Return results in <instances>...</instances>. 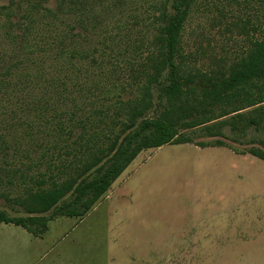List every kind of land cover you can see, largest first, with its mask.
Wrapping results in <instances>:
<instances>
[{
  "label": "rangeland",
  "instance_id": "1",
  "mask_svg": "<svg viewBox=\"0 0 264 264\" xmlns=\"http://www.w3.org/2000/svg\"><path fill=\"white\" fill-rule=\"evenodd\" d=\"M16 1L21 8L14 5L12 21H23L21 15L28 2ZM155 1L89 0L88 7L95 5L100 19L95 22L96 30L88 26L89 43L84 45L91 51L97 49L98 60H109L118 66L117 87L131 88L134 78L127 72L128 62L138 67L147 54L135 55L134 49L155 32L150 20ZM43 3L54 7L56 0ZM9 4L10 0H0V5ZM6 18L0 15V46L7 45L9 52L15 53L6 37ZM76 18L77 13L71 17L72 23ZM263 28L264 0H195L183 33L188 62L193 69L207 73L228 67L245 55L251 39L261 38ZM79 31L80 28L74 30ZM112 64L108 63L107 69ZM94 71L97 74L96 68ZM69 75L71 90L74 81L97 78L76 70ZM154 91L158 93L157 88ZM133 96L127 92L122 98ZM87 103L82 112L71 103L58 108L76 112L61 120L74 131L70 142L82 132L78 121L87 114L98 121L94 110L112 106L115 99ZM3 110L0 109V161L5 169L0 174L16 181L4 190L17 195L23 190L18 185L22 171L37 175L46 170V165L28 169L47 151L46 147H34L29 152L30 144L54 139L35 136L33 140H21L27 127L25 118L12 119ZM46 115L50 125H55L50 113ZM231 116L220 119L228 122L222 128L223 137L209 136L205 126L184 131L196 143L214 145L222 139L227 146L201 148L188 143L143 150L111 186L119 188L121 184L116 199H106V193L82 217L51 220L42 237H35L21 226L0 225V264H264V160L247 153L251 149L264 151V112L258 127L237 132L232 130ZM45 119L30 121L38 133L47 131ZM91 132L87 128L86 135ZM231 150L249 155L238 157ZM0 209L26 215L21 210L13 211L6 199H0Z\"/></svg>",
  "mask_w": 264,
  "mask_h": 264
},
{
  "label": "trees",
  "instance_id": "2",
  "mask_svg": "<svg viewBox=\"0 0 264 264\" xmlns=\"http://www.w3.org/2000/svg\"><path fill=\"white\" fill-rule=\"evenodd\" d=\"M23 1L28 6L21 15L23 21L18 22L12 21L14 5L21 8L17 1L0 5V15L7 17L4 28L8 44L15 50L10 53L7 45L0 46V109L12 119L25 118L27 127L21 140L42 136L54 141L30 144L29 152L34 147H46L47 151L28 169L46 165V170L37 175L22 171L18 185L23 190L17 195L4 190L16 181L0 174V199H6L13 211L26 214L12 215L0 209V225L21 226L42 237L51 220L87 214L143 150L188 143L201 148L225 147L222 139L214 145L196 143L184 131L205 126L209 136L223 137L222 128L228 122L220 119L229 115L234 132L261 124L264 28L261 38L251 39L244 56L228 67L202 72L190 66L183 47V33L195 0H156L150 15L155 32L134 49L135 55L147 54L138 67L128 62L127 72L134 81L129 84L131 88H120L115 82L118 66L98 60L97 49L91 51L84 45L89 43L88 26L98 28L95 22L100 15L95 5L88 7L89 0H56L54 7L43 3L49 0ZM75 13L78 18L72 23ZM77 28L78 33L74 32ZM110 51L114 52L113 47ZM108 63L111 69H107ZM75 70L97 78L74 81L71 90L69 72ZM127 92L134 96L125 100L122 95ZM113 99L112 106L94 110L98 121L91 114L78 121L82 132L69 141L74 131L61 120L76 112L59 110L61 105L71 103L82 112L89 100ZM251 107V111L243 112ZM48 113L56 121L53 126ZM39 118H46L47 131L38 133L30 122ZM87 128L92 130L89 135ZM247 153L264 160L262 150ZM4 169L0 161V171Z\"/></svg>",
  "mask_w": 264,
  "mask_h": 264
},
{
  "label": "crops",
  "instance_id": "3",
  "mask_svg": "<svg viewBox=\"0 0 264 264\" xmlns=\"http://www.w3.org/2000/svg\"><path fill=\"white\" fill-rule=\"evenodd\" d=\"M207 148V147H206ZM230 150V149H229ZM231 152L233 153V154H235L236 156H238V157H244V156H246V155H249V154H236L234 151H232L231 150ZM119 179V178H118ZM117 179V180H118ZM116 180V181H117ZM115 181V182H116ZM125 180H123L122 182H124ZM126 181H128V179H126ZM114 182V183H115ZM114 185V184H113ZM112 185V186H113ZM120 185L121 184H118L117 185V187H119V188H116V186L115 187H112V188H110L109 190H108V192H107V195H106V199H116V197H117V192L119 191V189H120Z\"/></svg>",
  "mask_w": 264,
  "mask_h": 264
}]
</instances>
